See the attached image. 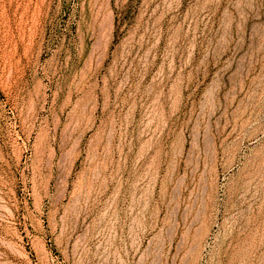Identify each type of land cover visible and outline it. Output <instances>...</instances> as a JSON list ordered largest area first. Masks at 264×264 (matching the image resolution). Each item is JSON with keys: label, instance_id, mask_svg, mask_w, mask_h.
Masks as SVG:
<instances>
[{"label": "rangeland", "instance_id": "1", "mask_svg": "<svg viewBox=\"0 0 264 264\" xmlns=\"http://www.w3.org/2000/svg\"><path fill=\"white\" fill-rule=\"evenodd\" d=\"M0 264H264V0H0Z\"/></svg>", "mask_w": 264, "mask_h": 264}]
</instances>
